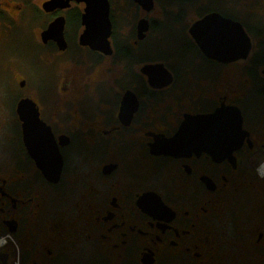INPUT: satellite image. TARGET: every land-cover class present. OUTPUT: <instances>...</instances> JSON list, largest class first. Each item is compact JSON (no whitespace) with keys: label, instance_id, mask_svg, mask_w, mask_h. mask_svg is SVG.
<instances>
[{"label":"flooded vegetation","instance_id":"af4514ba","mask_svg":"<svg viewBox=\"0 0 264 264\" xmlns=\"http://www.w3.org/2000/svg\"><path fill=\"white\" fill-rule=\"evenodd\" d=\"M108 1L112 54L81 41L88 0H0V264H264V0ZM211 14L247 58L202 51Z\"/></svg>","mask_w":264,"mask_h":264},{"label":"water","instance_id":"95a60500","mask_svg":"<svg viewBox=\"0 0 264 264\" xmlns=\"http://www.w3.org/2000/svg\"><path fill=\"white\" fill-rule=\"evenodd\" d=\"M88 11L85 22L87 28L81 37L83 44L91 46L93 49L102 51L106 54H112L110 37L113 33V24L110 18V4L108 0H88ZM149 5L153 0H145ZM145 2V3H146ZM52 28H50L51 30ZM194 35L199 38V46L202 51L209 57L221 62L236 61L241 58H247L249 55L252 42L250 36L243 26L230 19L221 18L219 14H211L204 20L198 22L194 30ZM147 68H163V65L146 66ZM24 106L20 104V108ZM220 122L224 115L223 110L219 112ZM218 115L217 113L215 114ZM39 120V117H38ZM40 121V120H39ZM28 147L32 156L41 163L52 147V140L47 137L28 138ZM222 142V138L220 139ZM164 151H152L154 153H166L177 155L182 152L181 132L172 139L166 140L160 146ZM51 155L58 151H50ZM59 175L61 174L62 162L60 164ZM46 171V169H45ZM53 174V168L48 169ZM51 179H53L51 177Z\"/></svg>","mask_w":264,"mask_h":264},{"label":"rangeland","instance_id":"374dc122","mask_svg":"<svg viewBox=\"0 0 264 264\" xmlns=\"http://www.w3.org/2000/svg\"><path fill=\"white\" fill-rule=\"evenodd\" d=\"M209 5L213 6H222L223 3L221 1H216V0H211L209 2ZM124 8H119L118 11H116V21L118 25V30L121 31L122 35H131V25H132V20L135 18V11L132 10V15L130 11L122 10ZM252 16H245L244 22L247 25L248 32L251 35L252 38L257 37L258 33L256 32L257 28L255 27V21L252 20ZM172 29H179L171 24ZM180 34V33H179ZM177 36V35H176ZM174 38H161L159 42L156 45L158 47H168L171 45L173 42Z\"/></svg>","mask_w":264,"mask_h":264},{"label":"built area","instance_id":"2783aa9c","mask_svg":"<svg viewBox=\"0 0 264 264\" xmlns=\"http://www.w3.org/2000/svg\"><path fill=\"white\" fill-rule=\"evenodd\" d=\"M2 241H3V238H0V244H1V245L4 244V243H2Z\"/></svg>","mask_w":264,"mask_h":264}]
</instances>
